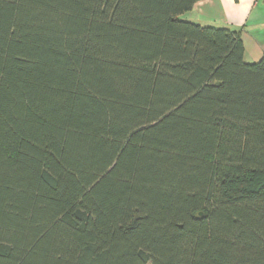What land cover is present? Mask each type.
I'll return each mask as SVG.
<instances>
[{
    "label": "trees",
    "instance_id": "obj_1",
    "mask_svg": "<svg viewBox=\"0 0 264 264\" xmlns=\"http://www.w3.org/2000/svg\"><path fill=\"white\" fill-rule=\"evenodd\" d=\"M200 0H0V264H264V60Z\"/></svg>",
    "mask_w": 264,
    "mask_h": 264
},
{
    "label": "crops",
    "instance_id": "obj_2",
    "mask_svg": "<svg viewBox=\"0 0 264 264\" xmlns=\"http://www.w3.org/2000/svg\"><path fill=\"white\" fill-rule=\"evenodd\" d=\"M181 18L240 32L245 61L264 60V0H200Z\"/></svg>",
    "mask_w": 264,
    "mask_h": 264
}]
</instances>
